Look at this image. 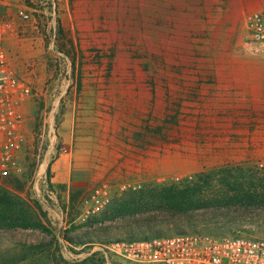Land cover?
<instances>
[{
  "label": "rangeland",
  "instance_id": "rangeland-1",
  "mask_svg": "<svg viewBox=\"0 0 264 264\" xmlns=\"http://www.w3.org/2000/svg\"><path fill=\"white\" fill-rule=\"evenodd\" d=\"M79 1L56 0L54 7L21 0L29 21L11 9L18 33L5 48L32 94L20 103L21 171L0 174V190L39 202L37 213L52 232L0 221V254L19 241L47 243L20 264L73 262L95 251L107 264H132L99 241L137 232L158 209L88 221L132 189L184 184L204 173L212 176L210 191L222 189L230 174L253 178L256 193L264 192V82L256 78L264 64L255 62L263 55L250 49L246 30L248 14L264 9V0H88L93 15L83 20L101 22L88 39L72 23ZM102 185L110 203L90 212V195ZM78 188L84 194L73 219L63 206ZM259 196L253 205L221 204L199 213L216 216L211 225L218 235L264 237ZM160 224L169 234L177 231L174 223ZM181 226L204 233L202 224Z\"/></svg>",
  "mask_w": 264,
  "mask_h": 264
},
{
  "label": "built area",
  "instance_id": "built-area-1",
  "mask_svg": "<svg viewBox=\"0 0 264 264\" xmlns=\"http://www.w3.org/2000/svg\"><path fill=\"white\" fill-rule=\"evenodd\" d=\"M21 0H0V174L21 171L18 152L21 150L24 116L20 103L32 94L28 82L13 70L5 42L17 35L15 15L29 21L31 12ZM56 7V0H48ZM247 44L264 55V9L250 12L246 18ZM111 200L106 185L93 190L90 212L96 213ZM110 253L132 264H264V237L242 233L214 235L201 232H176L145 238H113L100 243Z\"/></svg>",
  "mask_w": 264,
  "mask_h": 264
},
{
  "label": "trees",
  "instance_id": "trees-1",
  "mask_svg": "<svg viewBox=\"0 0 264 264\" xmlns=\"http://www.w3.org/2000/svg\"><path fill=\"white\" fill-rule=\"evenodd\" d=\"M58 31L63 33V29L59 26ZM49 176V184L53 186ZM212 176L209 174H199L198 178L185 182L184 184H161L153 187H143L140 189H132L121 196L113 198L111 203L106 209L99 214H94L88 221L91 223L113 220L120 217H125L128 214L147 213L148 211L158 209V213H154L153 219H147L145 222L148 224L135 232L131 229L127 234V238H145L152 235H165V229L161 228L162 224L174 223L176 232H184L182 223L187 222L191 227L195 228L202 224L201 231L214 233L212 220H217L216 216L199 213L211 206L221 204H237L249 203L251 205L257 203L258 193L255 191V182L251 180H243L244 176L227 175L224 177L222 189L211 190L210 184ZM62 189H66L65 183L60 184ZM210 191V192H209ZM84 189H73L70 192L69 202L63 206L64 211L73 217L79 215L80 205L83 200ZM259 202L264 203V192L259 196ZM37 209H41L39 202L33 200L31 204L24 200L13 198L0 190V221L8 220L13 221L16 225H24L25 227H33L42 229L48 234H52L51 230L41 219L37 213ZM198 217L201 220H198ZM72 219L71 223L74 221ZM158 222H152L157 221ZM145 227V228H144ZM234 227V226H232ZM218 235V234H216ZM55 239L52 235L51 242ZM71 243H93V240L76 242L73 238L67 237ZM107 240L101 239L99 243H105ZM46 242L38 243H22L19 241L17 246L4 254H0V264H20L26 261L31 254L36 253L38 250L46 246ZM51 264H107V258L101 251H95L85 258L69 262L62 258L63 263L56 257Z\"/></svg>",
  "mask_w": 264,
  "mask_h": 264
},
{
  "label": "crops",
  "instance_id": "crops-1",
  "mask_svg": "<svg viewBox=\"0 0 264 264\" xmlns=\"http://www.w3.org/2000/svg\"><path fill=\"white\" fill-rule=\"evenodd\" d=\"M88 0H80L79 6H75L73 9V26L81 31V39H88L91 38V35L98 34V28L101 26V22H95L92 20H83V17H90L93 15L92 12L88 11ZM104 27H107L105 24ZM11 48L13 45V40L9 41ZM254 60L257 63H260L261 65L264 64V55L263 56H254ZM256 78L260 81L264 82V71H258L256 72ZM260 88L264 89V84L259 86ZM65 162V161H64ZM64 168V174L68 175L67 166H63Z\"/></svg>",
  "mask_w": 264,
  "mask_h": 264
}]
</instances>
